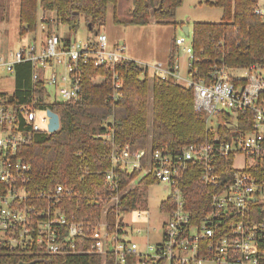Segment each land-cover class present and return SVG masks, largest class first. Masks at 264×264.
<instances>
[{"label":"built area","instance_id":"2783aa9c","mask_svg":"<svg viewBox=\"0 0 264 264\" xmlns=\"http://www.w3.org/2000/svg\"><path fill=\"white\" fill-rule=\"evenodd\" d=\"M255 13L264 19V6H257ZM40 22L44 27L38 43L0 56V83L10 78L13 83L11 91L0 92V248L33 257L89 254L100 257L102 264H264V221L252 216L255 210L264 211V64L233 68L219 63L200 77L192 69L191 41L183 38L173 40L172 62L148 67L134 61L148 79L172 78L192 90L193 108L204 114L206 139L178 151L152 150L149 145L132 151L112 143L105 192L88 197L101 205L100 213L79 218L68 214L64 205L82 195L73 186L32 185L31 166L23 160L21 148L31 135L49 133L48 104L78 100L89 66L105 70L95 81H108L107 97L118 101L123 83L116 67L129 59L122 54L123 46L109 48L99 30H89L83 41H72L53 30L48 34L42 17ZM20 63L30 64V89L26 101L17 104L11 96L14 66ZM104 137L112 141L110 135ZM226 157H232L230 164L222 161ZM193 172L200 184L213 190L198 222L192 220L183 195L185 177ZM120 174L132 176L124 187ZM146 178L166 184L170 195L163 201L165 210L159 207L164 215L160 242L139 252L125 217L134 212L139 220L148 214L122 210L119 201ZM146 229L137 228L135 233L157 232L149 225Z\"/></svg>","mask_w":264,"mask_h":264},{"label":"trees","instance_id":"16d2710c","mask_svg":"<svg viewBox=\"0 0 264 264\" xmlns=\"http://www.w3.org/2000/svg\"><path fill=\"white\" fill-rule=\"evenodd\" d=\"M121 0H19V35L34 32L40 9L47 33L51 21L46 13H53L55 22L65 25L75 34L79 22L96 30L104 21L108 5L113 6V22L119 25H146L152 17L156 23H174L176 10L182 0H131L127 10ZM258 0H212L204 4L221 9L218 22H195L191 26L193 51L192 69L197 76H205L211 66L223 63L233 68L251 64H264V19L255 13ZM9 0H0V23L8 19ZM120 10L123 14H120ZM88 29V27H87ZM69 36L66 37V39ZM171 43L167 60L174 58ZM123 83L121 97L115 103L107 97L111 92L108 81L96 82L97 75H105L101 68L84 70L81 92L77 101L50 103L48 107L59 117V129L53 133H35L21 155L31 166L32 185L48 188L62 184L73 186L81 199L71 197L65 202L68 214L79 218L98 216L100 204L88 199L94 193L102 195L106 186L104 172L110 168L109 154L113 145L117 149L128 146L132 151L149 145L152 150L178 151L190 144L206 139L204 114L193 108L192 90L174 79H148L134 61L117 65ZM30 64L14 66V92L11 100L22 104L29 96ZM150 114V122L148 115ZM221 127H219L220 129ZM110 135L112 141L105 139ZM230 164L232 157L222 159ZM121 187L132 176L120 174ZM128 191L119 201L122 210L146 209L147 186ZM212 188L198 181V173L186 175L183 195L186 208L194 222H198L208 209ZM165 210L164 202L159 205ZM253 218L264 221V211L255 210ZM102 264V259L89 254L39 255L36 257L9 253L0 248V264ZM106 264H112L110 262ZM160 264V263H153Z\"/></svg>","mask_w":264,"mask_h":264},{"label":"rangeland","instance_id":"374dc122","mask_svg":"<svg viewBox=\"0 0 264 264\" xmlns=\"http://www.w3.org/2000/svg\"><path fill=\"white\" fill-rule=\"evenodd\" d=\"M207 0H182L181 5L176 10L174 23L159 24L151 17L146 25H119L113 22V6H107L104 21L101 25H95L96 30L106 36L108 47L117 44L124 47L123 56L129 60L135 61L142 65L150 67L155 63H164L167 60L168 49L176 38H183L187 43L191 41V26L195 22H218L221 18V9L204 4ZM212 1V0H208ZM264 0H258L263 3ZM128 10H131V0H121L118 3ZM19 0H9L8 19L6 22L0 23V56L9 57L19 47L24 44L36 43L42 38L43 32L41 27L44 25L40 22L42 13L40 9L37 12V28L34 32H25L19 35ZM120 14L123 12L120 10ZM46 18L51 21V31L53 30L59 37L69 36L72 41H83L89 36L85 22L81 20L75 34H70L65 25L55 22L53 13H46ZM182 26L188 27V34L184 35ZM178 56L180 64H182V72L184 73V62L182 63L181 52ZM237 71L242 72L241 69ZM13 88L12 79L4 83H0V92H8ZM150 122V114L148 115ZM235 167H240L241 157L238 156L234 160ZM170 195L169 187L164 183H154L147 187L146 191V209L143 216L137 220L135 213H131L125 217V221L132 227L133 232L130 237L136 241L138 251L144 252L145 246L155 245L160 242L161 236V220L164 215L160 213L159 205L165 201ZM147 222V223H146ZM157 229V232L149 231L147 234H137L135 229L140 228L146 231V226ZM149 230V229H148ZM169 264V263H164ZM202 264H217L213 261H205Z\"/></svg>","mask_w":264,"mask_h":264},{"label":"water","instance_id":"95a60500","mask_svg":"<svg viewBox=\"0 0 264 264\" xmlns=\"http://www.w3.org/2000/svg\"><path fill=\"white\" fill-rule=\"evenodd\" d=\"M88 30H90V26L88 25ZM182 32L184 33V35H187L188 34V27L187 26H182ZM47 115L49 117V122H48V125H47V131L49 133H53L55 131H57L59 129V117L58 115L53 112L52 110H48L47 111ZM18 264H32V262H29V263H23V262H19Z\"/></svg>","mask_w":264,"mask_h":264},{"label":"crops","instance_id":"0c3cea01","mask_svg":"<svg viewBox=\"0 0 264 264\" xmlns=\"http://www.w3.org/2000/svg\"><path fill=\"white\" fill-rule=\"evenodd\" d=\"M258 2V1H257ZM258 4V6H264V1H263V3H261V4H259V3H257ZM169 50V49H168Z\"/></svg>","mask_w":264,"mask_h":264}]
</instances>
